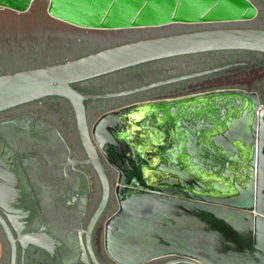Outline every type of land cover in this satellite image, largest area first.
<instances>
[{
	"label": "water",
	"instance_id": "water-1",
	"mask_svg": "<svg viewBox=\"0 0 264 264\" xmlns=\"http://www.w3.org/2000/svg\"><path fill=\"white\" fill-rule=\"evenodd\" d=\"M36 1L0 0V7L26 12ZM45 1L50 17L82 28L212 25L125 41L64 61L0 73V110L47 96L69 103L86 154L80 161L92 165L100 185L98 201L82 232L90 262L101 264L92 250L90 233L108 202L110 182L89 132L85 101L129 94L213 69L106 93H82L75 85L178 55L229 49L264 53V26H217L254 19L258 10L250 0ZM255 2L264 15V0ZM198 105L204 115L215 106L237 109L233 126L208 135L219 144L218 152L174 145L180 139L179 117L197 115ZM200 116L192 118L195 121ZM117 132L125 134L128 143L120 148V159H109L119 172L113 188L117 209L103 225L104 251L114 263L145 264L168 257L159 264H264V103L256 93L217 90L143 101L107 112L93 127L95 141L106 155L105 143L113 142ZM135 132L144 140L138 137L134 144L130 136ZM201 135L205 133L196 139H203ZM163 143L172 146L164 148ZM111 144L114 150L116 146ZM219 157L223 161H215ZM0 228L8 243L7 264H15L16 242L26 236H14L1 213Z\"/></svg>",
	"mask_w": 264,
	"mask_h": 264
},
{
	"label": "flooded vegetation",
	"instance_id": "flooded-vegetation-1",
	"mask_svg": "<svg viewBox=\"0 0 264 264\" xmlns=\"http://www.w3.org/2000/svg\"><path fill=\"white\" fill-rule=\"evenodd\" d=\"M210 53L231 55L222 60L206 61L202 64L216 65L191 71L203 72L213 69L210 72L197 74L175 82L155 85L129 94L87 100L85 101L86 117L87 104L89 102L108 104L101 111L99 119L107 112L138 102L177 98L228 89L254 92L259 102L263 103L261 101V91L258 89H247L241 85L234 84L214 86V83L237 74L246 73L250 75L256 68L261 67L264 69V65L261 66V64H264L263 52L229 49L178 56ZM161 60H152L119 70L135 68L133 73L136 76V81L125 87L108 88L105 84L94 85L96 80L109 74L81 81L75 86L82 93L97 94L118 91L172 77L153 75L146 79L142 76V71L137 69L143 65L159 64L162 62ZM116 72H112V74ZM131 96H135V98H130V101L116 103L118 99H129ZM58 101L67 102L57 96H47L0 110V213L8 223L14 236H26L23 240L16 242L17 256L15 264H92L85 249V234L82 230L85 228L92 212L89 213V210L94 202L93 196L96 192V184L100 193L99 180L92 165L80 161L86 158V154L78 139L77 132L78 142L74 145L67 139L57 120L45 113L48 105L53 106ZM197 108L200 111L201 105H198ZM236 110L235 107L228 106L224 108L222 105L215 106L213 110L207 111L206 113L208 114L205 115L203 111L194 112L198 116L201 115L195 121L192 117H197V115H181L179 117L180 124L177 126L178 131L181 132L179 134L180 139L174 145L185 149L194 148L198 152L204 148L218 152L219 144L213 143L208 139V135L226 131L228 130L227 128L233 126V123L237 120ZM216 113H219V116ZM231 115L233 117H229ZM187 118L189 120L186 124H182L181 122H185ZM97 120L93 125L88 122L89 132L95 144L96 154L104 166L110 182L108 202L90 233L91 247L99 260L96 244L99 241L100 232L104 225V223L102 225L103 215L111 204V194L114 192L113 188L115 185V183L112 185V181L114 179L117 180L119 176V172L111 165L109 159H120V148L123 143H128V140L125 134L117 132L113 142L111 140L107 142L108 144L105 143L106 155L97 145L93 136V127ZM134 127L138 128V126ZM204 133L205 137L201 135L203 139H196L200 137V134ZM130 137L133 138L134 144L138 137L144 140V137L139 136L137 132ZM102 138L104 137L102 136ZM194 138L196 141H189ZM111 143L116 146L114 150ZM103 144L102 146H104ZM163 146L164 148H170L172 143H163ZM221 158L219 157L217 160L213 158V160L223 161ZM1 233L8 250L7 239L2 230ZM167 258H157L145 264H159Z\"/></svg>",
	"mask_w": 264,
	"mask_h": 264
},
{
	"label": "rangeland",
	"instance_id": "rangeland-1",
	"mask_svg": "<svg viewBox=\"0 0 264 264\" xmlns=\"http://www.w3.org/2000/svg\"><path fill=\"white\" fill-rule=\"evenodd\" d=\"M257 8V16L249 21L236 23H224L217 26L235 27H263L264 15L255 2L250 0ZM212 25L173 23L160 27H143L123 30L90 29L71 25L69 23L50 17L46 11V1L37 0L26 12H17L0 7V73L56 63L74 58L85 53L139 38L166 35L172 33L187 32L206 28ZM214 26V25H213ZM231 54L210 53L200 55L174 56L162 59L159 64L143 65L138 70L146 79L151 76H173L212 66L216 64H202L206 61L222 60ZM264 64H261V66ZM151 67V68H150ZM264 68V67H263ZM244 69V68H243ZM135 68L110 73L104 78H99L94 85H106L108 88L128 86L136 81L133 73ZM255 72H257L255 74ZM241 85L247 89L261 91V101L264 102V69L256 68L249 74H237L231 78L214 83V86ZM174 92V91H173ZM135 96L118 99L116 103L130 101ZM106 103L87 104V119L90 125L98 119ZM47 113L54 117L67 139L74 145L77 144L72 111L65 101H58L53 106L48 105ZM112 181V185L115 183ZM98 188V190H97ZM113 188V187H112ZM99 196V187L96 184V192L93 196L92 207L95 206ZM117 209V200L114 192L111 194V204L105 211L102 225L106 218ZM99 260L102 264H116L105 253L103 247V229L100 232L99 241L96 244ZM0 264H6L8 250L6 242L0 230ZM184 264V263H175Z\"/></svg>",
	"mask_w": 264,
	"mask_h": 264
},
{
	"label": "crops",
	"instance_id": "crops-1",
	"mask_svg": "<svg viewBox=\"0 0 264 264\" xmlns=\"http://www.w3.org/2000/svg\"><path fill=\"white\" fill-rule=\"evenodd\" d=\"M264 103V102H263Z\"/></svg>",
	"mask_w": 264,
	"mask_h": 264
}]
</instances>
